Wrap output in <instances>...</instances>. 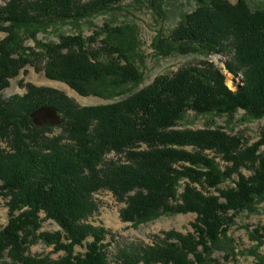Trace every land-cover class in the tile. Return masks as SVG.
<instances>
[{
  "label": "trees",
  "instance_id": "trees-1",
  "mask_svg": "<svg viewBox=\"0 0 264 264\" xmlns=\"http://www.w3.org/2000/svg\"><path fill=\"white\" fill-rule=\"evenodd\" d=\"M123 1L0 4L5 33L0 37V194L8 206V221L0 228L3 264H222L214 257L218 249L225 250L226 262L238 264L230 231L241 212L264 202V131L249 143L221 126L180 128L179 123L190 110L229 118L243 110L247 118H264V8L252 9L246 0H197L168 37L173 50L225 55L226 68L239 77L236 90L207 59L159 75L107 104L82 106L59 89L30 82L22 84L23 94L6 99L1 94L27 65L83 96L115 97L138 85L142 73L128 46L113 42L112 32L100 49L93 47L95 36L82 33L61 34L59 42L36 38L53 24L78 22ZM24 32L36 39L39 51L24 45ZM42 106L60 113L61 132L34 123L31 114ZM229 180L233 185L221 188ZM100 191L125 203L124 222L139 226L162 215L195 213L193 230H165L151 242L121 239L93 220ZM42 213L60 230L39 231ZM247 228L256 242L250 253L256 264H264L259 251L264 225ZM40 240L63 254L30 253Z\"/></svg>",
  "mask_w": 264,
  "mask_h": 264
},
{
  "label": "rangeland",
  "instance_id": "rangeland-1",
  "mask_svg": "<svg viewBox=\"0 0 264 264\" xmlns=\"http://www.w3.org/2000/svg\"><path fill=\"white\" fill-rule=\"evenodd\" d=\"M7 0H0L4 5ZM233 3L237 0H229ZM252 9L264 8V0H246ZM199 5L197 0H125L113 5L111 8L99 12L89 18L78 22L69 20L58 22L38 31L36 38L41 42H59L61 34L82 33L86 38L95 36L93 42L95 49L104 46L103 39H107L109 33L112 34L113 42L122 41L124 46H128V53L136 62L142 73V80L138 85H129L125 92L115 97H99L95 95L83 96L72 89L65 82L52 80L45 74L44 69L37 71L33 65H27L20 74L10 80V85L1 93L3 98H8L14 94H23L26 89L22 84L33 83L38 86H49L59 89L74 99L78 104L99 105L107 104L121 100L133 92L149 85L159 75H172L180 68L192 64H198L202 60L209 59L222 69L226 76V84L229 88L236 90V84L239 83V77L229 72L226 68L227 57L223 54H211L205 56L200 52H181L173 50L168 46V37L171 32L181 22L187 12H191ZM112 30V31H111ZM5 33L0 32V37L4 38ZM157 36L161 40L156 42ZM24 45L31 47L36 52L40 48L36 44V39L30 36V33H23ZM165 39L166 41H162ZM103 57L108 58L105 50L101 51ZM36 59H38L36 57ZM36 63L44 67L45 62L36 60ZM56 126V125H54ZM221 126L226 131L240 134L245 141L252 143L261 138L264 131V118H247L243 110H239L234 117L228 115L207 114L199 115L190 110L180 121V128H204ZM54 133L61 132V128L56 126ZM6 146L5 143H2ZM264 149V147H263ZM111 158H116V154L111 153ZM222 165L224 162L218 159ZM246 175H251L252 171L243 169ZM231 180L221 185V188L232 186ZM214 193L218 191L212 189ZM100 203V210L93 219L96 224L102 222L113 232L119 234L121 239L125 240H143L151 242L154 234L169 229L187 233L193 230L192 223L196 220L195 213L162 215L153 220L134 226L132 223L124 222L120 217V210L125 205L109 191H100L96 194ZM42 227L39 231L55 232L60 230L59 225L51 219L45 218L41 214ZM8 221L7 199L0 194V228ZM257 225H264V202L257 205L255 211H243L236 218V224L230 231L231 237L236 242V251L238 252V264H256L255 257L250 253L256 242L250 239L249 229ZM78 250H84L78 248ZM34 255H47L57 258L63 252H54L53 246H49L43 240L38 241L29 249ZM264 252V244L259 248ZM225 250L218 249L214 257L218 258L222 264H233L224 259ZM5 259L0 260L3 264Z\"/></svg>",
  "mask_w": 264,
  "mask_h": 264
},
{
  "label": "water",
  "instance_id": "water-1",
  "mask_svg": "<svg viewBox=\"0 0 264 264\" xmlns=\"http://www.w3.org/2000/svg\"><path fill=\"white\" fill-rule=\"evenodd\" d=\"M31 116L34 123L39 126L49 127L62 123L60 113L53 106H42L35 110Z\"/></svg>",
  "mask_w": 264,
  "mask_h": 264
}]
</instances>
